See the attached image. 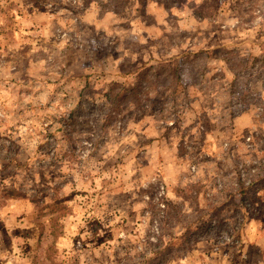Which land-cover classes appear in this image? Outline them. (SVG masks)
I'll return each instance as SVG.
<instances>
[{"label": "rangeland", "instance_id": "1", "mask_svg": "<svg viewBox=\"0 0 264 264\" xmlns=\"http://www.w3.org/2000/svg\"><path fill=\"white\" fill-rule=\"evenodd\" d=\"M260 179L264 0H0V264H264Z\"/></svg>", "mask_w": 264, "mask_h": 264}, {"label": "trees", "instance_id": "2", "mask_svg": "<svg viewBox=\"0 0 264 264\" xmlns=\"http://www.w3.org/2000/svg\"><path fill=\"white\" fill-rule=\"evenodd\" d=\"M164 69H166V68H164ZM108 96H109V94H108ZM109 97H111V95ZM258 182L262 185V188H261V192L257 193V197H256V200L254 203H258L259 201H262V200L264 201V179H262V180L260 179ZM247 189H248V187L242 186V190L240 191L241 194L242 195L245 194Z\"/></svg>", "mask_w": 264, "mask_h": 264}]
</instances>
